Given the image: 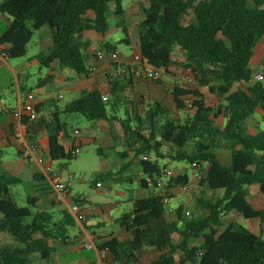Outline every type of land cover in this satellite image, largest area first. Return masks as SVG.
<instances>
[{
    "label": "trees",
    "instance_id": "obj_1",
    "mask_svg": "<svg viewBox=\"0 0 264 264\" xmlns=\"http://www.w3.org/2000/svg\"><path fill=\"white\" fill-rule=\"evenodd\" d=\"M148 1V7L143 8L144 20L138 25L141 59L167 77L193 82L197 89H167L177 110L185 108L186 99H191V108L176 117L158 102L129 98L126 86L118 79L111 84L107 101L99 90L84 92L47 118L45 148L32 133L39 118L32 121L22 116L25 137L52 161L74 159L72 148L63 145L70 138L68 123L59 116L80 114L88 121L117 122L126 141L120 156L127 158L133 153L143 174L153 178V187L157 188L163 178L166 165L161 161L165 159L196 163L202 172L208 167L199 181L202 196L196 199L198 208L207 215L185 219L178 208L176 216L184 222L181 230L166 220L161 195L138 199L132 211L117 220L129 233V240L111 238L99 248L108 251L109 264L137 262V254L146 247L159 252L151 264H264L262 236L238 222L224 223L227 215L237 213L264 225V206L256 209L247 200L248 186L258 185L264 195V116L263 128L257 134L247 132V120L257 109L264 113V84L254 81L251 68L256 46L264 37V0H254L253 6H248L247 0ZM110 3H114L112 13L118 18L116 26L127 37L122 0H3L0 14L8 15L12 22L0 36V46H9V58H22L36 31L49 26L53 44L37 55L39 65L51 70L70 68L87 77L90 43L84 34L108 32ZM189 14L193 20L185 23ZM103 49L115 46L106 44ZM241 82L248 85L247 90L233 91ZM202 87L208 89L207 95L198 89ZM42 107L36 106L39 114ZM219 115L226 119L223 128L215 125ZM223 147L232 152L230 166H223L217 158ZM5 155L6 150L0 147V235H10L12 243L0 244V264H33L34 257L49 261L56 252L53 244L68 242L75 220L67 210L56 215L39 208L40 198L50 196L53 190L38 172L33 175L35 185L26 194L25 205H19L12 187L23 180L3 171ZM188 183L186 174H178L166 184L175 188ZM143 185L148 187L145 180ZM219 190L222 197L204 198L207 192ZM174 234L180 236L176 244ZM191 239L202 241L191 247Z\"/></svg>",
    "mask_w": 264,
    "mask_h": 264
},
{
    "label": "crops",
    "instance_id": "obj_2",
    "mask_svg": "<svg viewBox=\"0 0 264 264\" xmlns=\"http://www.w3.org/2000/svg\"><path fill=\"white\" fill-rule=\"evenodd\" d=\"M2 1L3 0H0V2ZM148 5V0H131L128 2V4H123L124 21L128 29V36L126 37L122 33L121 29L116 26L118 18L112 13L114 10V3H110L111 12L109 14L112 18V24L109 23L108 32L105 35L99 34L97 32L94 35L93 33L95 31H87L84 34L85 39H87L90 43L88 48V67L94 64L95 53L99 50H102L104 45L110 44L106 40L108 36H110L116 42L125 44L129 50L127 54L122 53L115 46V50H117L120 54V62L125 64L128 69L126 75L120 77L123 85L126 86L125 95L133 99L144 97L149 101L158 102L168 109L171 114L178 117V110L176 109L173 102L172 94L168 90H171L176 86H180L185 89H197V86L191 81L167 77L163 73L160 82H153L146 79L143 73H140L139 66L134 62V56L140 54L138 25L144 20L143 8L148 7ZM191 20H193V16L190 14L184 17L185 23H188ZM11 22V17L6 14H0V36L11 25ZM34 38L35 41L32 43ZM52 44L53 31L49 26H44L34 34L33 38L28 44L27 54L24 57L16 59L9 58L0 65V147L4 150L13 147L16 149L17 155L20 154L21 144L23 140L26 139L25 132L21 124V118L23 116L22 103L28 95L32 96V102L35 104V106L43 105L39 115V120L41 117H44L46 123L47 118L63 110L65 106L61 108L58 102L59 100L64 99L65 95H68L71 98L70 102H72L78 99L84 92L99 90L103 93V95L111 92V85L108 83L106 73L109 71L112 64L110 65L106 59L95 62L97 66L96 73L89 74L87 77L78 76L70 68L56 70L46 68L47 71L45 74H43L44 78L42 80L40 79L35 87L30 85L29 83L31 74L28 71L31 70L34 64H38V66H40L36 59L37 55L46 52L52 46ZM0 48L8 49L9 46L2 45ZM257 50L259 51L260 55L255 59ZM134 67H136V69H134ZM254 67H262L264 71V37L256 46L254 55L251 59V68L254 71V75L264 76L263 73L256 72ZM24 72H27V74L24 75ZM22 76L23 80L21 81ZM238 88L247 90L248 85L242 82L237 83L234 86L233 91L237 90ZM198 89L203 94L207 95L208 89L206 87ZM4 93L8 99L3 98L2 95H4ZM221 103L225 104L224 101ZM61 115L62 114L59 116L60 120ZM263 116L264 113L262 110L257 109L256 113L249 120H247V132L249 134L255 135L263 128ZM97 122H99V130L103 132L104 138L108 140L105 151L102 148L98 149L100 158L102 161L109 159L115 160V158H117L119 166L117 170H102L101 173H99L100 177L92 182L90 189L83 192L81 195L74 194L73 189L69 184L70 174L66 170L60 172H55L54 170V175L57 176L59 180L68 183L69 195L61 203L55 202L53 199V194L50 196H43L40 198L39 208L43 210L41 205L45 203L49 197H52V205L59 206L53 208V210L57 208L58 213L59 211L63 210H67L69 212V207L73 203H79L84 206L86 210L87 220L83 223L75 221V227L69 229V240L67 243L56 242L53 244L56 248V252L53 253L49 261H41L39 257H34L33 264L111 263V259H102L101 250L99 249L100 246L111 238H116L120 241H126L130 238L129 233L125 228L121 227L120 224L117 223V220L123 214L130 213L132 211L134 201L142 199L149 194H161V186L156 188L151 186L146 187L143 185L145 175L140 168L138 160L134 158L133 153H129L127 158H122L120 156V153L126 150L125 136L121 127V130L116 129V132H118L117 136V134L113 132L110 123L106 121ZM225 124L226 119L223 115H219L215 119L216 126L223 128ZM44 128L45 126L39 131L36 127L33 128V132H37V141L42 148H45L47 139V132ZM113 133L116 138L113 137ZM96 142L97 138L95 137H89L81 134L79 136H75L73 133L70 134L69 139L63 141V145L72 149L78 145L80 147L81 153L83 145ZM221 149L217 151L218 160L223 166H230L232 162L231 150L227 148L228 150L221 152ZM20 159L22 160V158ZM22 162L26 163L23 160ZM53 162L54 161L51 160L52 166ZM171 163L174 162L168 160L167 164ZM177 164L179 167L174 166V169L177 170L173 171L174 175L176 176L178 174H186L189 177L188 186L190 193L184 195L185 192H183L180 187L172 188V204L175 208L177 204L180 206L183 204V202H185L186 205H191V203H193V191L196 189H202L195 181V168H192V176H189L186 172V168L182 167L179 163ZM27 165L32 167V179L35 172L40 173L37 166L33 164ZM169 166L166 165V169H168ZM207 168L208 167H205V170ZM108 173H111V176H107ZM163 179L164 178L161 179V184L165 182ZM98 183H101V185L97 186ZM34 185L35 182L33 181L32 187ZM259 191V187L256 188L252 194H250V200L248 190L247 200L251 205L254 203L253 205L256 209H262L264 206V199L259 195ZM213 193L218 195L217 198L223 196V191L219 190L217 192H207L204 198L211 199L208 194ZM174 194L178 195L175 196ZM126 209L128 212H124ZM43 211L53 212L52 210ZM204 215H207V213L202 212L198 208L196 215L192 216L199 218ZM165 218L168 222H175L179 229H183L184 222L178 220L176 215H165ZM229 222H238L256 235H261L264 239V225L261 226L258 220H246L237 213H230L224 218L225 224H228ZM172 238L173 243L175 244L180 241V236L178 234H174ZM201 241V239H191L190 246H199ZM158 256V251L153 248L146 247L137 254V262L132 264H151L157 259Z\"/></svg>",
    "mask_w": 264,
    "mask_h": 264
},
{
    "label": "rangeland",
    "instance_id": "obj_3",
    "mask_svg": "<svg viewBox=\"0 0 264 264\" xmlns=\"http://www.w3.org/2000/svg\"><path fill=\"white\" fill-rule=\"evenodd\" d=\"M130 1L131 0H123V4L126 5ZM247 4L248 6H253L254 0H247ZM108 21L110 24H112L111 22L112 18L110 14H108ZM95 33L96 32H94L93 34L95 35ZM106 40L110 44H113L114 46H116L122 53L124 54L128 53L129 50L125 44L116 42L110 36H108ZM34 41H35V38L33 39L32 43ZM259 55L260 53L257 50L255 54V59ZM254 68L256 72H260L264 74L262 67H258V68L254 67ZM46 71H47L46 68H41L40 66H38V64H34L31 70L28 71L31 74L29 84L35 87L38 84L39 80L40 79L42 80L44 78L43 74H45ZM26 74L27 72H24V75ZM118 79H120V76L117 77V80ZM22 80H23V76L21 77V81ZM254 81H259V80L254 79ZM262 82L264 84V80H262ZM2 96L4 99H8L5 93ZM70 101H71V98L68 95H65L64 99L59 100L58 103H59V106L63 108L65 105L69 104ZM120 116H123L122 111L120 112ZM61 120L68 123L69 134H73V130L78 129L81 135L97 138L96 143H90L88 145H83L81 149V153L78 154L74 159L53 162V168L55 172L66 170L70 174L69 184L72 187L74 194L81 195L83 192L90 189L92 182L98 178L99 173H101L102 170H105V169L117 170L119 163L117 162V158H115V160L109 159L106 161H102V159L100 158L98 149L102 148L105 151L106 146L108 144V140L104 138L103 132L99 130V127H98L99 122L88 121L80 114L69 115V114H64V113L61 115ZM111 127H112L113 132H115L118 136V132H116V129L121 130L120 125L117 122H113L111 123ZM168 148L169 147H165L166 150H168ZM187 148L188 150H191L192 147L188 146ZM225 150H228V149L226 147H223L220 151L222 152ZM167 163H168V159L161 161V164H164L167 166L170 165L168 169H171L172 171H177L174 169V166L179 167L177 166L178 165L177 163H179L182 167L186 168L187 174L189 176H192V168L194 167H192V165L188 164L187 162H177V163L174 162L171 164H167ZM2 169L3 171L8 172L23 180V184L12 187V192L15 195L19 205L24 206L26 194L33 191L32 189L33 179L31 176L32 167L22 162V160L17 155L16 149L13 147H10L6 149V155L3 158ZM163 180L165 182L161 184L162 190L164 189L169 178H164ZM195 181L199 184V180L196 179ZM247 188L249 190V199L251 200L250 194H252V192L256 188H258V186L253 185V186H248ZM189 193L190 191L185 193L184 195L189 194ZM259 193H260L259 195L264 199V195H262L260 191ZM174 195L177 196L178 194H174ZM200 196H202V189L201 190L196 189L195 191H193V203H191V205H186L185 202H183V204H181L180 206L177 204L176 209L178 207H181L182 212L185 215V218L186 219L191 218L192 215H196V212L198 210L196 199ZM208 196L212 199L218 197L216 193L208 194ZM51 202H52V197L47 198L45 203L41 205V208L43 210H52L57 215L58 214L57 208L53 210V208H55L57 205L54 206L51 204ZM253 204L254 203H252V206L254 207ZM124 212H128L127 209ZM10 243H12V239L10 235L8 234L0 235V244H10ZM35 264H40V263H35Z\"/></svg>",
    "mask_w": 264,
    "mask_h": 264
},
{
    "label": "built area",
    "instance_id": "obj_4",
    "mask_svg": "<svg viewBox=\"0 0 264 264\" xmlns=\"http://www.w3.org/2000/svg\"><path fill=\"white\" fill-rule=\"evenodd\" d=\"M119 52L115 49L111 50H99L95 53V61L94 64L89 66V74H94L97 71L96 63L99 60L106 59L111 67L109 71L106 73V78L108 80L109 85L114 83L117 80V77L125 76L128 69L125 64L120 62L119 59ZM9 59V55L6 51V49L0 48V65ZM134 62L137 64L140 68V73H143L144 77L148 80H151L153 82L160 81L162 78V71L153 68L152 66L148 65L145 61L141 59L140 54L134 56ZM254 78L262 81L264 79L263 75H254ZM111 96V92L103 95V101H107ZM62 97V96H61ZM192 106L191 99L185 100V108L183 110L177 111V116L181 117L185 114V111H188ZM22 114L23 116L28 117L32 121H36L39 118V112L37 111V108L35 104L32 102V96L28 95L27 98L22 103ZM75 136H79L80 132L78 129H75L73 131ZM71 154L74 156H77L80 154V147L77 145L73 147L71 150ZM20 156L23 161H25L28 164H33L38 167L40 173L48 180L52 187V194L53 199L57 203H61L64 201V199L69 195V186L68 183L63 182L59 180L57 176L54 175V168L51 163V159H49L36 145L34 142H30L27 139H24L21 147H20ZM144 159H147V157H144ZM192 167L195 168V177L197 180H201L204 176V172L201 171L198 164L194 163ZM163 178H171L175 177L174 172L171 169H164L162 172ZM145 181L148 186L153 187V178L150 176H145ZM101 183H98L97 186H100ZM161 186V180L158 182V187ZM180 189L187 193L189 192V186L188 184L179 186ZM172 188H169L167 184L164 187V190L161 191L162 196V203L165 207V215L166 216H173L176 215V208L172 204L173 197L171 196ZM69 213L73 217V219L79 223H83L87 220V213L84 208L79 203H73L69 207ZM189 214V213H187ZM101 257L102 259H106L108 257V251L102 250L101 251Z\"/></svg>",
    "mask_w": 264,
    "mask_h": 264
},
{
    "label": "water",
    "instance_id": "obj_5",
    "mask_svg": "<svg viewBox=\"0 0 264 264\" xmlns=\"http://www.w3.org/2000/svg\"><path fill=\"white\" fill-rule=\"evenodd\" d=\"M45 119H44V117H41L40 118V120L36 123V124H34L33 126H32V133H33V135H37V132H33V128H37V130L39 131L42 127H44L45 126Z\"/></svg>",
    "mask_w": 264,
    "mask_h": 264
}]
</instances>
